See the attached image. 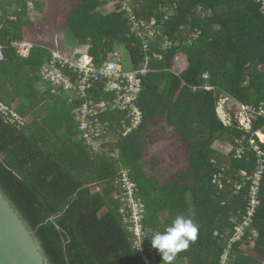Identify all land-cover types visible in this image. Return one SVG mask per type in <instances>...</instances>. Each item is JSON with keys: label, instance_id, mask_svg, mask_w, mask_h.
I'll list each match as a JSON object with an SVG mask.
<instances>
[{"label": "trees", "instance_id": "16d2710c", "mask_svg": "<svg viewBox=\"0 0 264 264\" xmlns=\"http://www.w3.org/2000/svg\"><path fill=\"white\" fill-rule=\"evenodd\" d=\"M131 1L136 17H155L163 27L162 34L150 41L152 70L144 77L138 99L143 122L117 142L105 143L108 150L95 151L77 138L75 103L68 101L67 94L39 89V70L50 58L51 47L34 44L27 58L12 47L13 41L25 40L30 19L27 2L0 0V42L5 46L0 98L33 118L20 129L0 118L1 190L36 229L51 264H142L120 218L113 187L90 188L92 183L109 184L119 167L130 168L137 182L138 196L147 208L149 237L193 208L197 239L176 255L173 264H186L175 261L185 257L192 264H220L226 257L227 264H264L236 255L244 242H254L264 256V172L258 195L261 205L241 238L232 240L248 203V188L233 195V184L241 179V170L253 174L260 157L250 150L228 163L213 147L217 139L229 142L234 150L255 139L264 153V141L256 135L264 133L263 115L249 127L236 119L226 125L217 107L224 92L245 104L264 105V72L255 75L264 65V0ZM107 2L78 0L68 14V30L78 44L89 46L96 65L120 45L139 68L144 60L142 41L132 32L127 11H108L103 8ZM9 14H16L18 20L7 19ZM154 52L161 58H155ZM182 53L187 65L177 72L173 62ZM43 107L46 111L40 113ZM124 117V112L113 110L103 113L101 120L117 130ZM159 120L178 131L185 145L186 167L168 182H160L164 171L149 169L144 157L145 142H156L152 126ZM262 160L264 164V154ZM215 173L226 177L225 189L213 182ZM146 241L151 244L150 238ZM157 255L163 264L158 250Z\"/></svg>", "mask_w": 264, "mask_h": 264}, {"label": "built area", "instance_id": "2783aa9c", "mask_svg": "<svg viewBox=\"0 0 264 264\" xmlns=\"http://www.w3.org/2000/svg\"><path fill=\"white\" fill-rule=\"evenodd\" d=\"M26 1L28 7L32 9L38 0ZM117 2L120 4V9L116 10L127 11L129 21L132 23V32L142 41L144 60L139 68L131 64L132 67L128 68L129 72L125 71L126 68L123 67L121 58L122 53L119 49H115L101 65H96L89 54V46H86L85 51L77 49L63 52L57 47L50 48L51 56L39 70L41 82L46 86L43 91L49 90L52 94L66 93L68 101L75 103L73 113L78 125V137L95 151L104 150L105 143L117 142L121 136H126L142 124L143 111L138 105V99L144 88V77L152 70L150 41L155 40L163 32L162 25L155 17L150 20L136 17L131 0H118ZM10 18L16 20L17 15L13 14ZM2 27L0 22V29ZM33 45L26 40H15L12 43L17 54L24 58L29 57ZM4 48L5 46L0 42V60L5 58ZM153 55L155 58H161L160 53L154 52ZM235 105L241 106L245 112L248 127L253 119L260 115L264 116V105L256 106L239 101ZM113 110L125 113L121 126L117 127V130L109 129V123L101 120L103 113ZM0 118L5 124L16 126L19 129L30 122V117L20 114L14 105L4 102L1 98ZM239 124L243 125L240 122ZM110 133H113L114 139L110 138ZM250 150L256 151L260 157L257 161L258 169L256 168L253 174L241 170V179L233 184V195H240L245 187L248 188L245 194L248 203L243 222L237 226L238 233L232 239L233 241L241 238L244 227L250 225L252 217L261 205L258 195L264 172L263 151L256 140L251 139L248 146L243 144L237 146L234 156L239 159L244 158ZM223 178H226L224 174L215 173L213 179L221 190L226 188ZM106 184L113 187V196L120 204L118 210L120 218L126 230L131 234L133 247L142 264H162L158 259L157 249L146 241L151 234L150 228L145 225L147 208L143 199L138 196V185L132 178L130 170L122 169L109 184ZM103 187L97 186L95 190L101 191ZM227 254L228 251L225 255ZM220 264H227V257L223 258Z\"/></svg>", "mask_w": 264, "mask_h": 264}, {"label": "rangeland", "instance_id": "374dc122", "mask_svg": "<svg viewBox=\"0 0 264 264\" xmlns=\"http://www.w3.org/2000/svg\"><path fill=\"white\" fill-rule=\"evenodd\" d=\"M117 1L118 0H110L103 5V8L109 11H115L117 6L120 5ZM77 4L78 0H38L35 7L32 9L29 8L28 11V16H30L31 19H29V24L26 28V41L51 48L57 47L63 52L68 50L76 51L77 49L85 51L87 45L81 47L83 45L77 43L76 38L70 34L66 24L69 12ZM138 6L140 7V4H137V7ZM169 13L170 15H173L174 10L169 9ZM183 33L185 36L188 35L187 30ZM115 48L119 49L121 53H124L125 58L122 60L123 67L126 68L125 71L129 72L128 68L131 67L132 63L127 49L120 45H117ZM186 59L187 56L185 54H178L174 59L173 69L177 72L183 70V67H186L187 65ZM260 72H264V65L259 66L255 75L259 76ZM237 101L238 100L230 94L225 92L222 93L218 99L217 106L219 119L226 125H231V122L234 119H237L246 127L248 122L245 120V112L242 110L241 106L235 105ZM45 111L46 109L43 107L41 108L40 113H44ZM156 123V127L153 128V130H155L153 133L155 134L154 137H157L156 142L154 144H151V142H145L144 157L148 161L147 164H149V169L152 171L156 169L158 174L161 172L159 170L164 171L163 173L165 176L160 178V182H168L178 177L179 171L186 167L185 145L180 140V133L173 127L164 126L163 124H165V122L163 120H159ZM256 135L259 140H264V133L262 131H257ZM110 136V138L114 139L113 133H110ZM77 138L79 137L77 136ZM213 147L216 151L221 153V157L225 158L228 163L235 155L234 152L232 153L233 145L223 139H217L213 144ZM108 149V146L104 147V150ZM122 169H129L131 174V169L126 167H119L118 173ZM105 185H107L105 182L100 185L92 183L90 184V188L96 189L97 186L103 187ZM192 209L189 214L187 213L185 218L191 219L194 222L196 214ZM255 245L256 243L254 244V242H250L249 244L244 242L241 245L239 252H236V255L264 261V256L255 249ZM175 261L192 264L189 257L176 259Z\"/></svg>", "mask_w": 264, "mask_h": 264}, {"label": "water", "instance_id": "95a60500", "mask_svg": "<svg viewBox=\"0 0 264 264\" xmlns=\"http://www.w3.org/2000/svg\"><path fill=\"white\" fill-rule=\"evenodd\" d=\"M0 264H51L36 229L0 188Z\"/></svg>", "mask_w": 264, "mask_h": 264}, {"label": "clouds", "instance_id": "9594fccd", "mask_svg": "<svg viewBox=\"0 0 264 264\" xmlns=\"http://www.w3.org/2000/svg\"><path fill=\"white\" fill-rule=\"evenodd\" d=\"M197 234L198 226L191 219L178 215L163 232H157L147 238H150L152 247L161 254L163 264H173L176 255L186 250L190 242L196 241Z\"/></svg>", "mask_w": 264, "mask_h": 264}, {"label": "crops", "instance_id": "0c3cea01", "mask_svg": "<svg viewBox=\"0 0 264 264\" xmlns=\"http://www.w3.org/2000/svg\"><path fill=\"white\" fill-rule=\"evenodd\" d=\"M17 11H21V7H18V8H17ZM1 13H2V10L0 9V16H1ZM6 17H7V19L12 20V19L10 18V17H12V14H9V16L6 15ZM30 19H31V17H30ZM16 20H18V18H17ZM14 21H15V20H14ZM0 22H1V21H0ZM1 23H2V22H1ZM3 24H4V23H3ZM28 24H29V23H28ZM27 27H28V25H27ZM27 27L24 28L25 40H26V28H27ZM122 54L124 55V53H122ZM124 58H125V57H124ZM131 67H132V65H131ZM183 68H185V67H183ZM39 89H40V91L44 92L43 89L45 90V89H46V86H45L42 82H40V83H39ZM28 117H30V120L32 119L30 115H28ZM152 127L154 128V127H156V126H152ZM156 129H157V128H156Z\"/></svg>", "mask_w": 264, "mask_h": 264}]
</instances>
